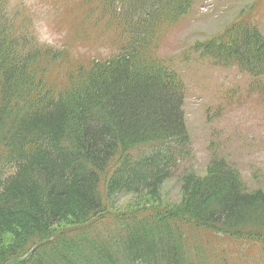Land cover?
<instances>
[{
	"label": "trees",
	"instance_id": "trees-1",
	"mask_svg": "<svg viewBox=\"0 0 264 264\" xmlns=\"http://www.w3.org/2000/svg\"><path fill=\"white\" fill-rule=\"evenodd\" d=\"M194 1L103 0L112 22L124 25L123 43L60 91L37 78L42 50L23 27L0 23V231L25 245L2 264H76L65 241L88 236L80 234L108 212L106 197L156 191L184 159V84L155 51ZM194 50L264 79V34L253 23L235 21ZM182 181L179 207L115 218L117 235L89 237L81 245L92 253L88 264H264V191L243 188L220 157L207 176L187 172ZM48 249L55 256L43 259Z\"/></svg>",
	"mask_w": 264,
	"mask_h": 264
},
{
	"label": "rangeland",
	"instance_id": "rangeland-1",
	"mask_svg": "<svg viewBox=\"0 0 264 264\" xmlns=\"http://www.w3.org/2000/svg\"><path fill=\"white\" fill-rule=\"evenodd\" d=\"M102 1L47 0L56 11L54 29L66 33L63 50L41 49L40 67L34 68L37 78H43L48 88L49 84L55 86V91L68 88L75 82L72 76L76 71L83 69V73L76 72L82 76L97 60L107 59L119 50L124 25L112 22ZM239 20L255 24L264 34V0H195L184 15L166 24L155 54L177 72L184 84L183 108L190 136L187 154L156 191L120 192L106 197L108 212L84 226L85 233L80 234L88 236H81L80 242L65 241L71 244L67 255L78 259L76 264H88L93 259L91 251L81 248L89 237L99 242L119 233L113 219L140 213L155 217L156 209L183 204V175L193 172L207 176L211 161L217 157L226 159L239 172L247 191H264V79H254L235 66H220L194 50L196 43L220 35ZM22 25L18 22L16 27ZM67 226L62 224L61 228ZM146 227L155 236L160 231L156 222ZM173 235L181 238V232ZM23 246L14 233L0 231V264L8 253L23 252ZM226 250L234 252L237 247L228 245ZM216 251L208 250L211 254ZM41 255L43 259L55 256L50 249Z\"/></svg>",
	"mask_w": 264,
	"mask_h": 264
},
{
	"label": "clouds",
	"instance_id": "clouds-1",
	"mask_svg": "<svg viewBox=\"0 0 264 264\" xmlns=\"http://www.w3.org/2000/svg\"><path fill=\"white\" fill-rule=\"evenodd\" d=\"M55 18L47 0H0V23L15 28L23 20L26 38L36 49L63 50L66 33L54 29Z\"/></svg>",
	"mask_w": 264,
	"mask_h": 264
}]
</instances>
